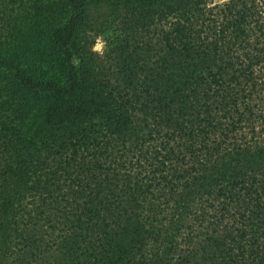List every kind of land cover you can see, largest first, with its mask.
Segmentation results:
<instances>
[{
  "label": "trees",
  "instance_id": "trees-1",
  "mask_svg": "<svg viewBox=\"0 0 264 264\" xmlns=\"http://www.w3.org/2000/svg\"><path fill=\"white\" fill-rule=\"evenodd\" d=\"M93 1L20 0V34H0V264L66 247L84 264H264V0H120L119 53L77 67ZM61 3L74 13L53 23ZM60 195L69 243L29 223Z\"/></svg>",
  "mask_w": 264,
  "mask_h": 264
},
{
  "label": "rangeland",
  "instance_id": "rangeland-1",
  "mask_svg": "<svg viewBox=\"0 0 264 264\" xmlns=\"http://www.w3.org/2000/svg\"><path fill=\"white\" fill-rule=\"evenodd\" d=\"M45 1V0H43ZM97 1V0H96ZM93 1L87 5V8L84 11L83 18L81 23L77 26L76 29V41L75 47L73 50L74 54V63L77 67L81 65L88 66L89 68L92 66L101 67L100 64L105 63L106 65L109 63L108 58H114L117 56L119 51L117 50V46L120 44V36L123 33V24H121V18L123 15H130L134 12V9L130 6L134 2H129V4L123 5L120 0H112L108 2L104 1ZM222 0H209L208 6H212L216 2H221ZM141 3V2H140ZM46 4V3H45ZM63 3L58 5L57 15L53 19V23H63L65 22L74 12L71 9H67L66 11L62 8ZM144 5L141 4L140 8L136 10L139 11L141 7ZM3 16H5L3 18ZM9 20L15 21V26L18 30V35L20 34V0H0V34H4L5 28L7 26V22ZM40 31V29H39ZM38 31V32H39ZM15 33V29L12 30ZM17 36V35H16ZM20 41V37H19ZM41 46V45H40ZM94 46H99L100 51H93ZM88 56H90V60H88ZM113 69V68H112ZM112 74V73H111ZM261 134H264L263 131H259ZM260 134V136H261ZM251 133H247V137H249ZM259 136V135H258ZM206 177V176H205ZM200 181H202L200 179ZM207 182L209 180L207 179ZM188 201L185 199L180 203L179 208L186 207L188 208ZM195 204V203H194ZM67 200L62 195L55 198L52 202L48 203L44 209L45 211H50L52 214V218L55 220L53 224L52 221L47 217V213L41 208H39L43 213L37 212L29 223L32 225L34 223L41 225L44 229H52V243H69L72 238H75L73 235V231H76L78 238L79 227L77 224H72L70 222V217L72 215L77 214L75 209L68 207ZM38 211V210H37ZM48 218V219H47ZM73 218V217H72ZM28 226V230L34 226ZM18 226L20 229V225ZM8 229H13L7 226ZM42 228L38 229L41 230ZM13 232H16L13 230ZM20 232V231H17ZM29 232V231H28ZM4 233V232H3ZM27 232L25 233L26 236ZM2 236V232L0 233ZM13 243H9L11 248H15L14 241ZM2 244V243H1ZM1 247L3 246L0 245ZM61 250L57 255L59 256V260L56 264H84L83 255L80 249H67ZM18 264H33L31 260H28L24 257H17ZM20 261V263H19ZM27 261L29 263H27Z\"/></svg>",
  "mask_w": 264,
  "mask_h": 264
},
{
  "label": "clouds",
  "instance_id": "clouds-1",
  "mask_svg": "<svg viewBox=\"0 0 264 264\" xmlns=\"http://www.w3.org/2000/svg\"><path fill=\"white\" fill-rule=\"evenodd\" d=\"M93 51H97V52H99V51H100L99 46H94V47H93Z\"/></svg>",
  "mask_w": 264,
  "mask_h": 264
}]
</instances>
